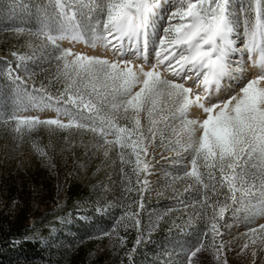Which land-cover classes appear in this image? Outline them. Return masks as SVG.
<instances>
[{
	"label": "snow or ice",
	"instance_id": "1",
	"mask_svg": "<svg viewBox=\"0 0 264 264\" xmlns=\"http://www.w3.org/2000/svg\"><path fill=\"white\" fill-rule=\"evenodd\" d=\"M48 3L51 11L45 10L36 35L59 52L55 56L58 71L62 67L69 83L58 97L45 93L43 103L31 98L25 102L27 89L21 91L17 85L11 108L0 106V123L11 125L21 138L40 126L90 131L103 140L100 147L118 149L121 165L132 162L125 159L130 149L135 156L136 183L143 185L141 192L148 181H141L140 173L149 169L141 156L148 155L158 134L164 144L165 132L170 131L176 137L171 150L190 158L183 177L203 189L201 205L212 210L202 236L186 251L188 264L205 247L209 235L218 258L224 245L222 241L215 244L222 235L217 220L224 218L230 203L238 206L234 213L245 210L264 215V0H247L235 12L232 0ZM240 25L244 39L238 47L234 35ZM63 40L101 47L114 59L61 48L58 41ZM238 52L248 54L250 65L242 55L234 58ZM249 67L257 70L251 78ZM8 76L21 80L13 75L11 65ZM33 109L54 111L55 117L20 115ZM193 110L199 115L190 118ZM142 114L148 121L146 130L141 125ZM37 150L46 155L43 149ZM131 191L130 186L125 188L126 193ZM257 198L259 208L253 204ZM139 207L143 208L142 202ZM137 217L138 213L126 211L115 224L127 218L139 229ZM259 229L264 230V224ZM140 240L138 236V244Z\"/></svg>",
	"mask_w": 264,
	"mask_h": 264
},
{
	"label": "rangeland",
	"instance_id": "2",
	"mask_svg": "<svg viewBox=\"0 0 264 264\" xmlns=\"http://www.w3.org/2000/svg\"><path fill=\"white\" fill-rule=\"evenodd\" d=\"M246 2L232 0L233 11H237L239 5ZM46 9L51 11L48 0H0V106L11 108L17 85H20L21 91L27 89L25 102L31 98L37 103H43L47 100L45 93L58 97L69 83L63 75L62 67L58 71L55 56L59 52L36 35L45 19ZM81 22L88 24V21ZM9 31H18L22 35L15 40ZM237 33L243 36L242 25L237 27ZM17 40L22 44L21 51L15 50ZM58 43L61 48L114 59L112 54L98 47L88 49L65 43L64 40ZM242 54L248 60V54ZM19 57H24V60ZM17 64L20 66L17 67ZM9 65L13 75L21 77L20 81H13L8 76ZM20 115H38L41 119H48L54 118L55 112L33 109ZM197 115L199 112L193 110L190 118ZM141 125L145 130L148 127L143 114ZM158 126L163 128V123ZM163 139L164 144H161L158 134L148 148V155L141 156L142 161L149 163L147 172L140 173V180L148 181L147 188L141 192L143 185L136 183L137 177L133 172L135 156L131 155L130 149L126 150L125 159H131L132 162L121 165L118 149L108 150L106 145L100 147L103 140L90 131H61L55 127L40 126L30 133L25 132L21 138L11 125L0 123V180L4 171L12 170L32 183L37 180L36 177L41 182H53L56 185L54 197L60 204L66 201L70 183L93 182L91 192L94 201L103 211L93 209L88 212L87 202L85 212L79 214V226L66 227L63 234L74 237L77 242L83 237H91L90 254L97 264H101L98 260L101 257L105 258L103 264H116L112 254L127 250V232L134 230V220L125 218L119 225L115 224L126 211L138 213L140 227L143 223L142 230L138 231L140 243L136 241L129 250L137 252L138 256L135 255L130 264H188L186 251L202 236L212 210L201 205L203 189L195 181L183 177L186 167L190 168L188 154H178L171 150L176 137L170 131L165 132ZM38 148L43 149L46 155H41ZM105 151H108L107 156L104 155ZM35 169H41L42 172H36ZM129 186L133 191L126 193L125 188ZM144 193L151 198V205L146 209L139 207ZM34 195L31 206L36 210L39 208L38 199L41 201L45 197L43 188L34 190ZM220 198L223 200V196ZM253 204L259 208V199L254 200ZM236 207L230 203L224 218L217 220L222 235L216 237L215 244L219 245L222 241L224 245L218 258L209 235L204 240L205 247L192 258L191 264H264V230L259 229V225L264 224V215L245 210L234 213ZM8 209L11 212L15 206ZM161 215L163 218L158 220L157 217ZM154 224L158 226L152 228ZM114 225L115 231H112ZM250 228H256L257 232H249ZM101 231H109L111 234L100 236ZM138 245L140 251H137Z\"/></svg>",
	"mask_w": 264,
	"mask_h": 264
},
{
	"label": "trees",
	"instance_id": "3",
	"mask_svg": "<svg viewBox=\"0 0 264 264\" xmlns=\"http://www.w3.org/2000/svg\"><path fill=\"white\" fill-rule=\"evenodd\" d=\"M9 32L15 40L22 35L18 31ZM21 48L22 44L17 40L15 50L21 51ZM36 78L41 82L39 77ZM35 171L42 172L41 169ZM36 178L32 183L22 174L6 170L0 180V264H97L90 254L91 237H83L77 242L74 237L63 234L66 227L79 226V214L85 212L87 202L88 212L99 209L91 192L94 183H70L66 201L60 204L54 197L55 183ZM38 187L43 188L45 197L41 201L38 199L39 208L34 210L31 205ZM141 199L142 209L151 205V198L146 193ZM12 205L15 209L10 212L8 208ZM142 226L143 223L139 229L134 227L127 232V250L112 254L116 264H130L138 256L137 252L129 250L134 247ZM140 248L138 245L137 251ZM98 260L103 264L105 258Z\"/></svg>",
	"mask_w": 264,
	"mask_h": 264
},
{
	"label": "bare ground",
	"instance_id": "4",
	"mask_svg": "<svg viewBox=\"0 0 264 264\" xmlns=\"http://www.w3.org/2000/svg\"><path fill=\"white\" fill-rule=\"evenodd\" d=\"M234 38L236 39L237 46L240 47L241 44H242V42H243V36L241 35V33H237V34H235V35H234ZM64 42H65V43H73V44H77V45H79V46H81V47L88 48V49L91 48V47L86 46V45L83 44V43L69 42L68 40H64ZM98 48L101 49V50H104L105 53H110V55L112 54L111 52L106 51L105 49H103V48H101V47H98ZM241 55L243 56L242 53H239V52H238V53L235 54V58H238V57H240ZM243 59H244V62H245L246 65H250L251 62L248 61V60H245V57H244V56H243ZM137 62H139V61H137ZM256 71H257L256 69H253V68H250V67H249V69H248L249 77L255 75ZM164 74L170 75V74H168V73H164ZM188 84H189V85H192V82L189 81Z\"/></svg>",
	"mask_w": 264,
	"mask_h": 264
}]
</instances>
